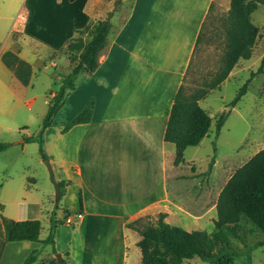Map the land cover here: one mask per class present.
<instances>
[{
    "label": "crops",
    "instance_id": "obj_1",
    "mask_svg": "<svg viewBox=\"0 0 264 264\" xmlns=\"http://www.w3.org/2000/svg\"><path fill=\"white\" fill-rule=\"evenodd\" d=\"M229 2L130 0L121 23L114 26L116 14L109 17L111 30L98 66L91 73L83 71L77 76L43 132L45 154L64 189L58 202L69 208L75 223L58 225L54 245L42 246L32 240L6 241L0 218V264H22L36 248L41 251L30 264H58L53 248L62 258L67 253L66 264H127L128 250L132 244L137 247L139 239L127 222L158 212H164L165 220L173 225L184 224L186 230L198 229L196 226L207 216L213 221L218 194L231 175L224 179L221 175L223 182L219 184L220 168L228 158L219 163L214 153L208 178L200 180L194 176L197 172H192L194 157L184 156L187 147L182 161L175 165V146L163 136L204 20L214 5L227 12ZM113 3L0 0V98L29 94L35 75L31 53H49L51 60L65 56L64 74L68 73L70 63L62 49L75 30L94 18L103 19ZM15 32L21 33L20 40L14 39ZM6 51L30 65L27 84L3 62ZM239 61L224 81L237 74ZM49 92L52 99L56 92ZM35 98L33 95L27 102ZM90 99V119L64 130ZM219 132L214 133L215 137ZM208 136L209 132L197 145ZM14 143H23L21 150L27 144L22 140ZM5 166L0 165V173ZM191 179H199L193 191L188 189ZM7 180L0 185V213L16 221L39 220L42 199L33 194L30 185L21 187L20 182H9V176ZM79 212L81 217L77 218ZM75 225L77 230H70ZM130 235L134 237L132 244L128 241ZM39 238L45 237L39 233ZM135 255V261H140L137 250Z\"/></svg>",
    "mask_w": 264,
    "mask_h": 264
},
{
    "label": "trees",
    "instance_id": "obj_2",
    "mask_svg": "<svg viewBox=\"0 0 264 264\" xmlns=\"http://www.w3.org/2000/svg\"><path fill=\"white\" fill-rule=\"evenodd\" d=\"M258 5H264V0H230L224 19V50L220 66L215 74L193 93L186 95L183 85H180L177 90L163 136L164 140L175 146L173 160L175 165L182 161L186 147L197 145L209 132L213 117L199 105V100L205 97L210 90L218 87L240 59H248L251 56L258 34V27L252 22L251 14ZM108 15L103 19L90 20L83 28L75 30V35L62 49L69 60L70 70L62 77L59 89L48 103L38 135L25 139L26 142L37 141L39 143V151L43 159L47 158L43 148L44 129L51 124L52 117L61 106L66 91L74 87L75 80L81 72L91 73L98 66L99 54L105 47L111 30ZM200 39L201 33L198 34L196 43ZM2 60L23 84L28 83L31 68L27 62L11 51L4 52ZM263 71L264 55L256 70L250 72L249 78L226 104L227 109L218 115L215 122V134L223 126L230 109L246 92L252 77ZM92 109L93 99H90L85 107L64 126V130L72 124L88 121ZM212 144L215 153L214 140ZM8 145L9 143H0V151L6 149ZM213 162L214 155L209 160L206 173H209ZM59 185L62 194L64 191L62 182H59ZM215 210L214 229L211 232L204 229L186 230L181 226L173 225L165 220L164 212H158L155 219L151 216H141L127 222L126 226L139 234L136 245L140 251V263L182 264L184 260L198 256L209 263L233 264V257L241 250L228 242L225 231L236 235L235 227L242 221L250 222L263 234V237L257 240L253 247L264 245V147L257 150L231 173L218 194ZM64 211L66 216L70 215L69 209ZM0 218L6 241L32 240L40 242L42 246L46 244L53 246L57 226L65 223L64 220L55 218V214L52 213L48 234L44 239H40L39 220L16 221L1 213ZM218 241H222L219 246H217ZM40 251L41 248L31 251L22 264L34 262ZM53 252H56L55 248ZM64 255L61 261L58 259V264L67 263V253ZM250 259L248 252L247 264L250 263Z\"/></svg>",
    "mask_w": 264,
    "mask_h": 264
},
{
    "label": "rangeland",
    "instance_id": "obj_3",
    "mask_svg": "<svg viewBox=\"0 0 264 264\" xmlns=\"http://www.w3.org/2000/svg\"><path fill=\"white\" fill-rule=\"evenodd\" d=\"M112 7L103 18L107 17ZM129 8L130 0L119 2L112 13V16L116 14L113 20L114 26L122 22ZM225 16V9L214 5L204 20L201 28V39L195 48L193 60L183 83V91L186 95L202 87L204 82L215 74L221 64L224 50ZM251 18L258 27L251 56L248 59H240L239 66L235 69L238 70L237 74L211 90L199 102L200 106L213 117L209 136L197 146H188L184 151V156L186 159L194 157L196 166L192 172H197L194 176L200 180L208 178L209 175L206 171L209 160L214 155L212 140L215 141L217 162L220 163L228 158L220 168L219 184L257 150L264 147V71L252 77L246 92L230 109L217 137L214 134L218 115L227 109L226 104L249 78L250 72L256 70L261 57L264 55V5H258L252 12ZM109 21L111 22V18ZM13 37L15 40H20L21 33L15 32ZM48 56L49 53L44 54V52L39 55L30 54L29 58L34 62L35 75L33 76V87H29L27 90L29 94L26 96L18 94L17 97L19 98L9 100L0 98V143H9L6 149L0 151V165H6L4 172L0 173V185L5 184L9 176V182H20L21 187L30 185L33 194L42 199V210L39 218L41 222L40 237L47 236L50 227L49 217L52 213L55 214V218L64 220L66 223L64 210L69 209L55 201L54 185L49 178L45 164V160H49V158L46 156L47 158L43 159L37 141H25L26 137L38 135L41 130L42 119L48 108L46 102L51 100L49 91L57 92L62 82L60 77L65 75L64 65L67 64L65 56L60 55L54 60L48 59ZM33 95H36V98L28 103V99ZM21 140L27 143L24 150H21L23 143H14ZM221 175H223V179L220 178ZM198 180H189L188 189L196 188ZM70 215H72L71 211ZM212 215L216 216V210H213ZM155 217L156 214L151 215L152 219ZM207 218L208 216L196 227L211 232L214 229L213 221ZM179 225L187 229L184 224ZM70 230L76 231L77 225ZM235 232L236 235H233L225 231L228 242L241 250L239 254L233 257V264H247L246 255L248 252L251 257L249 264H264V245L253 247V244L263 237L262 232L248 221H242L237 225ZM128 238L129 243L132 244L134 237L130 235ZM221 243L222 241H218L217 246ZM136 250L140 254L139 248L132 244L128 250L127 264H141L140 261H135L137 259ZM56 252L60 253L59 251ZM37 264H40V261ZM182 264L214 263L194 256L184 260Z\"/></svg>",
    "mask_w": 264,
    "mask_h": 264
},
{
    "label": "water",
    "instance_id": "obj_4",
    "mask_svg": "<svg viewBox=\"0 0 264 264\" xmlns=\"http://www.w3.org/2000/svg\"><path fill=\"white\" fill-rule=\"evenodd\" d=\"M120 1L121 0H114V4H113V7L109 13L108 19H109V17H111L112 13L115 11V9L117 8ZM45 164H46V167H47V170L49 173V178L54 185L55 201L58 202L59 198L61 196V188H60L59 182L55 179L54 171L52 169V166H51V163L49 162V160H45ZM55 255L60 261L63 259L61 253L56 252Z\"/></svg>",
    "mask_w": 264,
    "mask_h": 264
},
{
    "label": "built area",
    "instance_id": "obj_5",
    "mask_svg": "<svg viewBox=\"0 0 264 264\" xmlns=\"http://www.w3.org/2000/svg\"><path fill=\"white\" fill-rule=\"evenodd\" d=\"M76 217H77V218H80V217H81V213H80V212L77 213V214H76ZM65 220L67 221L66 224H69V225H73V224L75 223V219H74L73 216H71V215H67V216L65 217Z\"/></svg>",
    "mask_w": 264,
    "mask_h": 264
}]
</instances>
